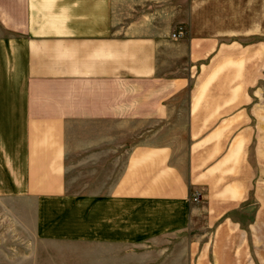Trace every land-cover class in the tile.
I'll return each instance as SVG.
<instances>
[{
  "label": "crops",
  "instance_id": "obj_1",
  "mask_svg": "<svg viewBox=\"0 0 264 264\" xmlns=\"http://www.w3.org/2000/svg\"><path fill=\"white\" fill-rule=\"evenodd\" d=\"M251 1L0 0V264H264Z\"/></svg>",
  "mask_w": 264,
  "mask_h": 264
},
{
  "label": "rangeland",
  "instance_id": "obj_2",
  "mask_svg": "<svg viewBox=\"0 0 264 264\" xmlns=\"http://www.w3.org/2000/svg\"><path fill=\"white\" fill-rule=\"evenodd\" d=\"M247 3V1H245V4ZM242 5H243V0H235V9H234V12H229L228 13V21H229V24H234V26L236 27V29L240 28L238 27L239 25L242 24V22L244 21V16L242 15V12H241V8H242ZM261 5H262V1H261ZM264 6V5H263ZM262 6V7H263ZM256 7V15L253 14V12L255 10H253V8ZM262 8H261V16H260V19H261V22H262V19H263V15H262ZM258 19V1H254L252 0L251 1V17L250 19H252V25L254 24L253 23V19ZM235 215H237V213H235ZM251 240L254 241V236L251 235ZM240 240V239H239ZM238 242V241H236ZM253 250V249H252ZM253 252V251H252ZM220 259H222L223 257H219Z\"/></svg>",
  "mask_w": 264,
  "mask_h": 264
},
{
  "label": "built area",
  "instance_id": "obj_3",
  "mask_svg": "<svg viewBox=\"0 0 264 264\" xmlns=\"http://www.w3.org/2000/svg\"><path fill=\"white\" fill-rule=\"evenodd\" d=\"M182 37V33H178V34H174L173 35V38H175V39H178V38H181ZM195 200H197V199H195Z\"/></svg>",
  "mask_w": 264,
  "mask_h": 264
}]
</instances>
